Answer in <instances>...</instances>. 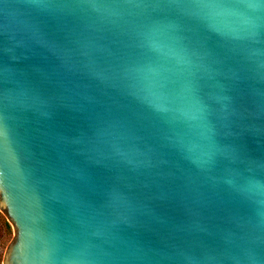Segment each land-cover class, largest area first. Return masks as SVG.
<instances>
[{
    "label": "water",
    "instance_id": "obj_1",
    "mask_svg": "<svg viewBox=\"0 0 264 264\" xmlns=\"http://www.w3.org/2000/svg\"><path fill=\"white\" fill-rule=\"evenodd\" d=\"M2 264H264V0H0Z\"/></svg>",
    "mask_w": 264,
    "mask_h": 264
},
{
    "label": "trees",
    "instance_id": "obj_2",
    "mask_svg": "<svg viewBox=\"0 0 264 264\" xmlns=\"http://www.w3.org/2000/svg\"><path fill=\"white\" fill-rule=\"evenodd\" d=\"M1 232L4 234H9L11 232V226L0 214V243L2 242V233ZM0 264H2L1 259H0Z\"/></svg>",
    "mask_w": 264,
    "mask_h": 264
},
{
    "label": "rangeland",
    "instance_id": "obj_3",
    "mask_svg": "<svg viewBox=\"0 0 264 264\" xmlns=\"http://www.w3.org/2000/svg\"><path fill=\"white\" fill-rule=\"evenodd\" d=\"M2 233V232H1ZM13 237V234L10 232L9 234L2 233V242L0 243V259L3 260L5 246Z\"/></svg>",
    "mask_w": 264,
    "mask_h": 264
}]
</instances>
